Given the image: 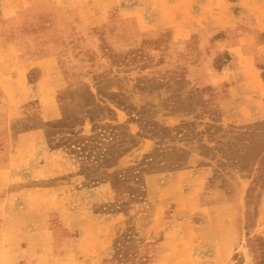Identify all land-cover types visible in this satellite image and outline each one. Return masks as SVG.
Masks as SVG:
<instances>
[{
  "label": "rangeland",
  "instance_id": "rangeland-1",
  "mask_svg": "<svg viewBox=\"0 0 264 264\" xmlns=\"http://www.w3.org/2000/svg\"><path fill=\"white\" fill-rule=\"evenodd\" d=\"M255 1L0 0V264H264Z\"/></svg>",
  "mask_w": 264,
  "mask_h": 264
},
{
  "label": "trees",
  "instance_id": "trees-1",
  "mask_svg": "<svg viewBox=\"0 0 264 264\" xmlns=\"http://www.w3.org/2000/svg\"><path fill=\"white\" fill-rule=\"evenodd\" d=\"M118 126H107L103 130L97 131L88 138L80 139L75 146L80 147V151L88 148V159L93 158L96 162H104L107 165H111L116 162L117 158L124 152L127 147L122 146L120 150L112 149L115 139L116 129ZM122 142H126L123 140ZM76 150V149H73ZM101 151V152H100Z\"/></svg>",
  "mask_w": 264,
  "mask_h": 264
},
{
  "label": "crops",
  "instance_id": "crops-1",
  "mask_svg": "<svg viewBox=\"0 0 264 264\" xmlns=\"http://www.w3.org/2000/svg\"><path fill=\"white\" fill-rule=\"evenodd\" d=\"M251 1H253L252 3L256 2L255 0H237L238 4L241 5L242 7H246L248 5H252V4H250ZM254 4H256V3H254ZM260 6L263 7L264 4H261ZM242 12L243 11H241V13ZM238 17H240V16H238ZM241 23H244V22L242 21ZM250 24L253 25V26H251V28L263 30L264 29V13H262L259 16H255V18L253 19V21L252 20L250 21Z\"/></svg>",
  "mask_w": 264,
  "mask_h": 264
}]
</instances>
